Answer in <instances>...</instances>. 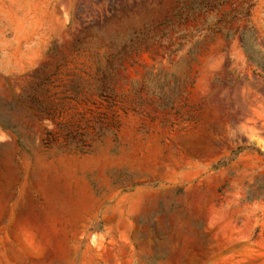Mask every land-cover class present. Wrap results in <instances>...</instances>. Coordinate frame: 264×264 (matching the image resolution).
<instances>
[{
	"label": "rangeland",
	"instance_id": "obj_1",
	"mask_svg": "<svg viewBox=\"0 0 264 264\" xmlns=\"http://www.w3.org/2000/svg\"><path fill=\"white\" fill-rule=\"evenodd\" d=\"M0 264H264V0H0Z\"/></svg>",
	"mask_w": 264,
	"mask_h": 264
}]
</instances>
